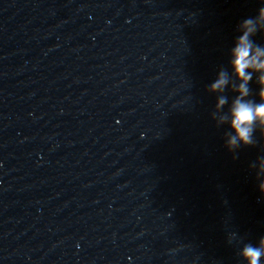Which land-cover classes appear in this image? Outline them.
Segmentation results:
<instances>
[{
  "label": "clouds",
  "instance_id": "obj_1",
  "mask_svg": "<svg viewBox=\"0 0 264 264\" xmlns=\"http://www.w3.org/2000/svg\"><path fill=\"white\" fill-rule=\"evenodd\" d=\"M237 30L240 34L230 49L228 67H221L207 88L209 93L216 94L212 119L218 127L228 126L225 144L231 152L241 146H254L257 131L264 139V45L254 40L258 33L264 34V6L256 16L242 20ZM253 80L258 88L255 97L250 87ZM228 92L233 93L231 100ZM250 168L255 171L259 191L264 195V155L258 156ZM235 237L232 234L229 242ZM238 255L243 264H264V237L257 244L243 243Z\"/></svg>",
  "mask_w": 264,
  "mask_h": 264
}]
</instances>
